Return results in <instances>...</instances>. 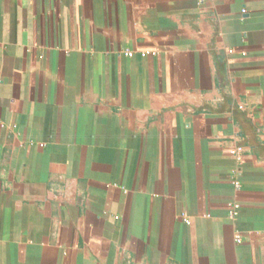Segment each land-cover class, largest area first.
Instances as JSON below:
<instances>
[{
  "label": "crops",
  "instance_id": "0c3cea01",
  "mask_svg": "<svg viewBox=\"0 0 264 264\" xmlns=\"http://www.w3.org/2000/svg\"><path fill=\"white\" fill-rule=\"evenodd\" d=\"M0 264H264V0H0Z\"/></svg>",
  "mask_w": 264,
  "mask_h": 264
},
{
  "label": "built area",
  "instance_id": "2783aa9c",
  "mask_svg": "<svg viewBox=\"0 0 264 264\" xmlns=\"http://www.w3.org/2000/svg\"><path fill=\"white\" fill-rule=\"evenodd\" d=\"M242 152H243V148L237 147V148L230 150L229 154L233 157L238 158L242 154ZM238 209H239V206L237 204H234L229 211L230 217H235ZM237 241L240 242V239L238 238Z\"/></svg>",
  "mask_w": 264,
  "mask_h": 264
}]
</instances>
